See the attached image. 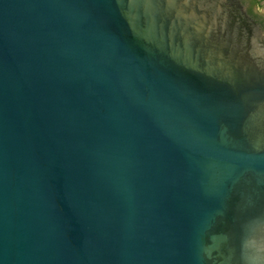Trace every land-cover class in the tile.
<instances>
[{"label": "water", "instance_id": "obj_1", "mask_svg": "<svg viewBox=\"0 0 264 264\" xmlns=\"http://www.w3.org/2000/svg\"><path fill=\"white\" fill-rule=\"evenodd\" d=\"M0 264H264L241 0H0Z\"/></svg>", "mask_w": 264, "mask_h": 264}, {"label": "flooded vegetation", "instance_id": "obj_2", "mask_svg": "<svg viewBox=\"0 0 264 264\" xmlns=\"http://www.w3.org/2000/svg\"><path fill=\"white\" fill-rule=\"evenodd\" d=\"M264 0H241L248 15L259 24L264 31V12L262 11Z\"/></svg>", "mask_w": 264, "mask_h": 264}, {"label": "rangeland", "instance_id": "obj_3", "mask_svg": "<svg viewBox=\"0 0 264 264\" xmlns=\"http://www.w3.org/2000/svg\"><path fill=\"white\" fill-rule=\"evenodd\" d=\"M262 11L264 12V1H263V8H262Z\"/></svg>", "mask_w": 264, "mask_h": 264}]
</instances>
